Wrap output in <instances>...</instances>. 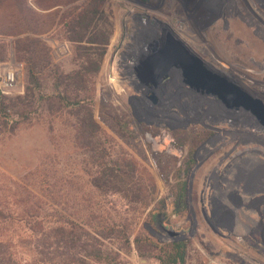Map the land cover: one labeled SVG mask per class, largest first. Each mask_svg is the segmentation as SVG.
Returning a JSON list of instances; mask_svg holds the SVG:
<instances>
[{
    "label": "rangeland",
    "instance_id": "rangeland-1",
    "mask_svg": "<svg viewBox=\"0 0 264 264\" xmlns=\"http://www.w3.org/2000/svg\"><path fill=\"white\" fill-rule=\"evenodd\" d=\"M31 3L0 0V75L19 70L12 91L0 87V257L10 254L18 264H161V246L183 242V264H264L258 228L191 227L187 171L201 142L222 141L219 128L231 139L230 132L254 130L243 136L254 143L239 145L235 159L245 169L249 162L264 164V128L248 121L247 112L237 123L226 111L218 116L214 95L182 82L170 85L164 101L181 87L188 111L139 109L133 98L151 102L137 79L141 54L126 70L135 81L111 72L131 25L142 34L146 54L172 31L210 68L264 101V58L252 54L250 36L264 44V0H104L103 14L86 30L66 23L88 0ZM17 6L39 15L41 34L23 30L35 23L23 22ZM100 34L109 37L105 47L88 43ZM59 94L83 100L82 107L65 106ZM204 182L198 175L196 189ZM254 189V199L264 196V181ZM239 209L242 217L252 213L257 220L260 211L264 219V205ZM32 225L41 230L32 232ZM59 229L64 239L58 243ZM89 251L102 252L104 261Z\"/></svg>",
    "mask_w": 264,
    "mask_h": 264
},
{
    "label": "flooded vegetation",
    "instance_id": "flooded-vegetation-1",
    "mask_svg": "<svg viewBox=\"0 0 264 264\" xmlns=\"http://www.w3.org/2000/svg\"><path fill=\"white\" fill-rule=\"evenodd\" d=\"M168 74V78L162 80H160L158 76V90L153 93H148L145 96L146 99L151 100V102L149 101L148 104H146L144 102V97L133 98V100L136 101V104H138L139 109L142 107L143 111L151 115H155L158 110H165V112L168 114L170 113V115L173 113L172 111L181 110L186 112L189 110L190 105L183 104L181 101L184 94H180L179 97V93L181 92L178 93V91H181V87H179L177 89L178 91L174 94V98L177 100L172 99L171 102L175 100L172 103L164 101L165 96L170 95V85L183 82L180 77H178L175 70H169ZM229 83L237 90L244 92L249 99V102L238 98L237 95L232 99H228L230 101L216 99V114L220 116V113L226 111L227 114L232 116V123H237L239 122L238 117L240 116V112H247L244 117L247 118L248 121L257 123L264 128V101L259 97L253 96L235 82L229 80ZM143 106L145 107L144 109ZM149 107L154 110L153 113L149 111L150 109H147ZM250 132L254 133V130ZM251 133L248 134L247 132L246 134V132L243 133L242 131L236 130L234 133L230 132V134H233L231 139L230 136H228L229 132L226 129L219 128L217 135H219L220 140H222L218 143L219 145H214L213 143H216V141L211 143L210 139L207 138L208 140H204L205 143L201 142L194 151L192 158L190 159L191 164L187 168L191 179V182L189 183L191 189L189 222L193 229L196 230L198 226L204 224L214 230L216 227H221L231 231L236 225L242 223L243 227L254 226L258 228L261 234L260 239L264 242V219L261 218L260 211L257 220H254L251 216L252 213H248V216L243 217L242 214L239 213L242 212V209H239L241 206L244 208L243 211L246 212V210L251 211L259 205H264V196L255 199L253 198V192L256 190L254 189L255 185L264 181V164L258 162V165L255 166V162H249L247 166L248 168L246 167L247 169H245V164L241 166V163L237 162L235 159V155H237L236 149L239 145L250 142L254 143V140H243L244 134L252 136ZM206 144H208V146L210 145L211 148L207 149ZM212 147H217V150H213ZM200 149L205 150L204 154L206 157L204 156L203 159H200L202 157L198 153ZM211 160H214V162L212 161L213 166L205 169V165L209 164ZM198 175L202 176V181H205L203 184L204 187L199 190L195 187ZM199 179L200 178H198V181ZM242 180L243 183L241 182ZM240 192L242 194H247L248 198L243 200ZM238 209L240 211H238ZM191 231L192 230H190V233ZM180 239L184 241L187 238L184 237ZM262 242L261 244H264Z\"/></svg>",
    "mask_w": 264,
    "mask_h": 264
},
{
    "label": "water",
    "instance_id": "water-1",
    "mask_svg": "<svg viewBox=\"0 0 264 264\" xmlns=\"http://www.w3.org/2000/svg\"><path fill=\"white\" fill-rule=\"evenodd\" d=\"M169 33L149 54L140 59L141 68L137 79L145 84L147 90L151 93L157 91L158 76L160 80L168 78V71L175 70L182 83L188 84L195 91L210 93L224 101H230L228 99L237 95L249 102L244 92L231 86L226 77L210 68L172 31Z\"/></svg>",
    "mask_w": 264,
    "mask_h": 264
},
{
    "label": "trees",
    "instance_id": "trees-1",
    "mask_svg": "<svg viewBox=\"0 0 264 264\" xmlns=\"http://www.w3.org/2000/svg\"><path fill=\"white\" fill-rule=\"evenodd\" d=\"M67 1V0H66ZM81 1V0H79ZM104 2V0H88V3H84L85 6H83V3L81 4V8H76L72 11V16L69 17L70 22L68 21L66 24L68 26H73L74 28H81L83 30H86L87 28H89L90 26L94 25L95 23V19L96 16H101L103 14V10H102V3ZM61 6V4H54L52 6V8L54 7H59ZM19 6H17V10ZM51 8V7H49ZM41 9V8H40ZM21 10V11H20ZM20 13H22V16L24 17L23 22H26L27 19H32L33 23H35V27L33 26V29L30 28L29 25H27L26 29H23L25 32L27 31H31L34 34H41L42 31L39 29L40 25L39 23H37V18H38V14H34L33 11H30L28 8H20ZM43 10V9H41ZM31 13V14H29ZM36 15V16H35ZM71 15V14H70ZM31 25V24H30ZM100 38H96L93 39L92 41L88 42L89 44H97L100 46L105 47L108 44L109 41V37H104L102 34L99 35ZM80 41L78 42H83L82 41V37L79 38ZM98 39V40H97ZM100 41V42H98ZM105 53V48H103L98 56L103 57ZM100 68L99 63L97 64V66L95 67V71H98ZM31 78V81L34 85L38 86L39 85V81L37 79V77L33 74V72H29L28 74ZM59 97L61 99V101H63V104L65 106L68 107H82V101L81 99H77L75 98V100H71L68 97H66L65 95H61L59 94ZM31 211L28 212V216L30 218H38V220L40 219L38 217V214L32 212L30 214ZM29 225V224H27ZM30 230L35 233H38L41 228H37V226L32 225L29 226ZM98 231V230H96ZM59 233H57V237H56V241L59 243L61 240L64 239V235H61L62 230L59 229L58 231ZM45 241V240H44ZM45 242L41 241V245L43 246ZM102 252H87L86 255L88 257H92L98 261H104V259L102 258L101 254ZM157 260L160 261L161 264H183L184 260H185V243L183 242H173V243H169L166 245H162L160 248V255L157 256ZM0 264H18V262H16L12 255H2V257H0ZM38 264V263H37Z\"/></svg>",
    "mask_w": 264,
    "mask_h": 264
},
{
    "label": "built area",
    "instance_id": "built-area-1",
    "mask_svg": "<svg viewBox=\"0 0 264 264\" xmlns=\"http://www.w3.org/2000/svg\"><path fill=\"white\" fill-rule=\"evenodd\" d=\"M34 0H30L31 6L34 7V5L31 3ZM132 29H129V32L125 34L124 42H123V47L118 50L117 55H118V60L116 61V64L113 65L112 67V74L113 76L117 77V79H126L130 80L128 74L126 73L127 68L132 71V60L136 62V56H141L147 55L146 53L148 52L147 47L145 46L144 49L140 46V37L142 34L138 30L133 29V26L131 25ZM150 50V49H149ZM141 52V53H140ZM19 70H10V71H5L1 73L0 78V87L3 89V91L7 94V92L12 91L18 83V77H19ZM134 79L136 78L134 75L132 76ZM130 80L131 82L135 80ZM137 90V89H136ZM146 93H151L150 90H145ZM144 91H140V94L143 93ZM139 93V92H138ZM143 95V94H141ZM136 98H140V96H137ZM183 104H188L186 101H182ZM176 114L177 112L174 111Z\"/></svg>",
    "mask_w": 264,
    "mask_h": 264
},
{
    "label": "bare ground",
    "instance_id": "bare-ground-1",
    "mask_svg": "<svg viewBox=\"0 0 264 264\" xmlns=\"http://www.w3.org/2000/svg\"><path fill=\"white\" fill-rule=\"evenodd\" d=\"M259 5V4H258ZM256 7V6H255ZM261 11V10H260ZM249 15V14H248ZM252 18V17H251ZM252 20V19H251ZM261 20V19H260ZM240 24V23H239ZM242 24V23H241ZM244 29V30H243ZM242 31H244V33H250L251 34V30L248 29L246 26L242 25ZM261 31V30H260ZM251 36V41L253 42V47H254V50L253 51V55L255 56H258V57H261V58H264V56H262V50H264V44H262V42H257L258 40L254 39V37ZM246 48H243V49H240V50H244ZM236 66V65H235ZM251 72V71H250ZM264 90V89H262ZM241 227V226H240Z\"/></svg>",
    "mask_w": 264,
    "mask_h": 264
}]
</instances>
